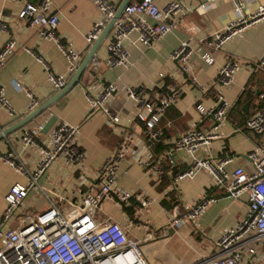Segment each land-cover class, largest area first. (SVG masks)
Wrapping results in <instances>:
<instances>
[{"label":"crops","instance_id":"crops-1","mask_svg":"<svg viewBox=\"0 0 264 264\" xmlns=\"http://www.w3.org/2000/svg\"><path fill=\"white\" fill-rule=\"evenodd\" d=\"M39 1L0 0V18L7 22V28L0 31V48L8 38L16 42L14 51L0 69V86L14 110V115L10 116L0 103V125L3 129L30 112L27 109L29 97L16 88L15 84L28 88L38 100L37 106L57 92L47 80L44 64L26 51L27 48L41 56L54 72H65L68 66L66 57L54 39L43 38L28 21L18 18V13L26 2ZM121 1L112 0L116 8ZM154 2L163 7L169 0ZM199 3V0H185V6L189 10L178 17L173 30L150 47L136 41V32L130 34L123 41L129 54L126 66L107 65L105 46L111 35V27L94 54L95 60L99 62L94 74L91 76L89 72L90 60L78 84L27 124L0 139V153L11 151L18 161L23 162L27 168L34 169L39 152L32 145L24 146L22 135L39 124L43 127L51 116H55L52 126L46 132L42 128L35 137L39 141H45L49 130L59 122L78 126L77 141L87 156L83 173L92 177L114 152L120 137L106 125L103 112L88 114L84 90L91 84L115 82L117 91L109 100L107 108L118 114L120 125L126 128L139 129L140 124L134 120L136 103L127 95L125 88L142 86L145 88L144 96H151L154 100L160 92H181L176 102L166 108L158 123L162 133L155 145L157 154L170 151L171 164L168 165V171L171 175L185 169L188 163L183 152L173 149L171 141L193 125L209 127L211 121L198 112L196 105L210 107L215 103L216 96L222 94L229 105L227 120L221 127L223 136L212 141L208 147L201 148L198 154L203 157L228 154L233 157L229 168L240 165L249 169L251 160L248 154L256 146L264 144V135H258L244 127L247 119L264 105L261 104L264 96V72L254 68V62L264 54V19L244 29L215 50L206 44V40L234 18L231 2L218 0L205 9ZM260 4H264V0H248L244 11L249 13ZM51 12L58 17L56 34L59 40L65 46L76 49L82 60L93 44L88 46L85 37L94 22L101 19L102 13L92 0H52ZM184 42L189 46L185 63L189 69L186 72L180 61L176 63L171 58V53ZM206 52L213 56L212 63L202 59L201 56ZM227 58L239 60L241 67L231 84L221 85L218 70ZM160 73L163 74L162 77H159ZM238 98L240 102L236 104ZM247 101L250 103L245 110ZM237 128L240 130H236ZM80 173L81 171L74 170L63 160L53 162L39 177L40 188L30 192L19 213H39L44 195L52 198L62 208L80 203L81 193L86 188L78 183ZM17 181L24 183L26 177L0 162V216L5 205L4 195L10 185ZM116 188L139 192L149 200L147 208H141L136 199L120 205L110 196L103 202L100 212L124 225L131 237L145 239L141 247L149 264H193L200 256L212 250L213 240L228 226L235 224L244 215L246 207L245 195L239 198L228 196L214 186L211 175L204 170L171 189L168 181L157 183L152 174L146 173L129 157L119 163ZM208 196L213 197L214 201L193 224L186 222L169 230L166 235L161 234V229L177 210L182 211ZM145 224L149 227L148 231L152 232L151 235L143 228Z\"/></svg>","mask_w":264,"mask_h":264},{"label":"built area","instance_id":"built-area-1","mask_svg":"<svg viewBox=\"0 0 264 264\" xmlns=\"http://www.w3.org/2000/svg\"><path fill=\"white\" fill-rule=\"evenodd\" d=\"M199 1V6L205 9L210 3L218 0ZM229 1L234 18L222 30L213 32L206 40V44L215 50L244 29L264 19V4L246 13L244 8L248 0ZM92 2L100 10L102 17L94 22L85 37L88 46L98 37L116 11L112 0ZM51 4L52 0L26 2L20 9L18 18L28 21L43 38L54 39L66 57L68 62L66 71L57 73L50 70L41 56L29 48L26 49L39 63L44 64L48 82L58 91L65 86L77 69L82 56L76 49L65 46L59 40L56 34L58 17L51 12ZM188 10L185 0H169L163 7H159L154 0H131L112 24L111 35L105 46L108 55L107 65L109 67L128 65L129 54L123 41L129 38L130 34L136 32V41L150 47L173 30L178 17ZM6 28L7 22L0 18V31ZM15 47L16 42L12 38H8L1 46L0 69ZM185 47H189L188 44L181 43L171 53V58H179L184 72L189 69L185 66L189 53V50L184 51ZM201 57L207 63L213 62V56L209 52ZM95 59L93 55L89 67L91 76L98 68L99 62ZM240 67L239 60L225 59L218 70L219 83L231 84ZM254 68L264 72V54L254 62ZM162 76L160 73L159 77ZM15 86L29 97L27 109L33 110L38 100L28 88L19 84ZM116 91L115 82L91 84L84 90L88 114L103 112L106 125L120 137L114 152L92 177L83 173L87 156L77 141L79 128L65 122L54 125L45 141H39L35 137L43 128L41 124L22 135L24 146L32 145L39 152L34 169H29L23 162L18 161L11 151L0 153V162L26 177L24 183L18 181L12 183L4 195L5 205L0 216V264H149L141 249L145 239L131 237L124 225L100 213L103 202L110 196L120 205L128 203L131 199L138 200L141 208H147L149 205V200L139 192L116 188L117 169L119 163L126 157L142 167L146 173L152 174L157 183L168 181L171 189L204 170L211 175L214 186L228 196L232 198L246 196L244 215L235 224L224 229L213 240L212 250L200 256L193 264H264V144L256 146L248 154L251 160L249 169L240 165L229 168L233 157L228 154L218 157H203L198 154L201 148L208 147L212 141L223 136L221 127L227 120L229 105L222 94L216 96L215 103L210 107L196 105L198 112L211 121L209 127L200 128L193 125L171 141L173 149L183 152L188 162L185 169L171 175L168 171V165L171 164L170 151L157 154L155 145L162 133L158 123L166 108L176 102L181 92L171 94L160 92L154 100L151 96H144L145 88L142 86L125 88L127 95L136 103L134 120L140 124L139 129H136L120 125L118 114L107 108ZM0 103L10 116L14 115L2 86ZM244 127L258 135H264V105L247 119ZM2 130L3 127L0 125V132ZM57 160H63L74 170L81 171L78 183L85 185L86 188L81 193L80 203L62 208L52 198L44 195L39 213L34 215L19 213L30 192L39 187L38 179L41 174ZM213 201L214 198L208 196L182 211L177 210L161 229V234L166 235L169 230L186 222L193 224ZM143 226L146 233L151 235L149 227L146 224Z\"/></svg>","mask_w":264,"mask_h":264},{"label":"water","instance_id":"water-1","mask_svg":"<svg viewBox=\"0 0 264 264\" xmlns=\"http://www.w3.org/2000/svg\"><path fill=\"white\" fill-rule=\"evenodd\" d=\"M130 0H122L119 6L116 8L114 17L107 23V25L102 29L98 37L94 40L93 44L89 48V50L86 52L84 57L82 58L80 64L78 65L77 69L73 72L67 83L64 87H62L60 90H58L55 94H53L50 98L39 104L37 107H35L33 110L28 112L25 116H23L21 119L17 120L10 126L4 128L2 132H0V139L4 138L5 136L9 135L11 132L16 130L17 128L27 124L30 120L35 118L37 115L42 113L44 110H46L51 104H53L57 99H59L61 96L66 94L71 88H73L76 84L79 83L80 77L85 70L86 66L89 64L90 60L92 59L93 55L95 54L97 48L99 47L101 41L105 37L106 33L110 30L112 27V24L114 22V19L118 18L126 4H128ZM189 50L188 47L184 48V51L186 52ZM179 61V58L175 59V62L177 63ZM249 101H247L244 105V109L249 105ZM56 120L55 116H51L44 124L43 126V132L47 131L54 121Z\"/></svg>","mask_w":264,"mask_h":264},{"label":"trees","instance_id":"trees-1","mask_svg":"<svg viewBox=\"0 0 264 264\" xmlns=\"http://www.w3.org/2000/svg\"><path fill=\"white\" fill-rule=\"evenodd\" d=\"M239 102H240V98H238V100L236 101V104H239ZM262 105L264 104V96H263V99H262V103H261ZM261 105V106H262Z\"/></svg>","mask_w":264,"mask_h":264},{"label":"rangeland","instance_id":"rangeland-1","mask_svg":"<svg viewBox=\"0 0 264 264\" xmlns=\"http://www.w3.org/2000/svg\"><path fill=\"white\" fill-rule=\"evenodd\" d=\"M141 249H143V247H141ZM143 252V251H142Z\"/></svg>","mask_w":264,"mask_h":264}]
</instances>
